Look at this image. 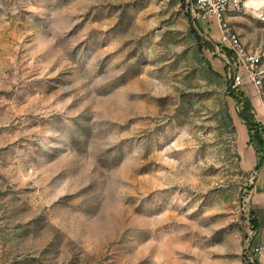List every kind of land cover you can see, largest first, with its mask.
I'll return each instance as SVG.
<instances>
[{
    "label": "rangeland",
    "instance_id": "obj_1",
    "mask_svg": "<svg viewBox=\"0 0 264 264\" xmlns=\"http://www.w3.org/2000/svg\"><path fill=\"white\" fill-rule=\"evenodd\" d=\"M249 1L228 26L264 71ZM192 4L0 0V264H264V72L233 88Z\"/></svg>",
    "mask_w": 264,
    "mask_h": 264
},
{
    "label": "built area",
    "instance_id": "obj_2",
    "mask_svg": "<svg viewBox=\"0 0 264 264\" xmlns=\"http://www.w3.org/2000/svg\"><path fill=\"white\" fill-rule=\"evenodd\" d=\"M242 0H193L191 12L202 20L213 19L217 22L221 34L219 43L226 46L234 55L240 71L246 72V77L237 74L232 86L236 88L247 82H251L256 88L261 86L263 70L260 69V56L256 52L248 51L239 36L233 33L224 19V15L233 10H238ZM258 251V249H257Z\"/></svg>",
    "mask_w": 264,
    "mask_h": 264
},
{
    "label": "crops",
    "instance_id": "obj_3",
    "mask_svg": "<svg viewBox=\"0 0 264 264\" xmlns=\"http://www.w3.org/2000/svg\"><path fill=\"white\" fill-rule=\"evenodd\" d=\"M228 12L225 14V21L229 23L228 20ZM206 21V20H204ZM206 23L209 24V28H214L215 30H219L218 24L215 22V20L211 19L209 21H206ZM238 111V109H237ZM243 119V118H242ZM251 146L244 150V159L248 162H252V165H254V173L256 175L255 182L253 183V187L251 189L252 194L255 195V201L261 206L264 207V158L261 157L260 152H256L253 149H251ZM258 167V168H257Z\"/></svg>",
    "mask_w": 264,
    "mask_h": 264
},
{
    "label": "trees",
    "instance_id": "obj_4",
    "mask_svg": "<svg viewBox=\"0 0 264 264\" xmlns=\"http://www.w3.org/2000/svg\"><path fill=\"white\" fill-rule=\"evenodd\" d=\"M233 96L235 95V92H231ZM241 101L239 104L242 106V109L244 112H240V116L243 118L244 121L249 126L250 129V140L251 141H257L258 144L261 146H264V140L260 136V132H258V125L256 124L255 120L253 119V116L251 115V104L249 101L245 100H239ZM258 168V167H257Z\"/></svg>",
    "mask_w": 264,
    "mask_h": 264
},
{
    "label": "bare ground",
    "instance_id": "obj_5",
    "mask_svg": "<svg viewBox=\"0 0 264 264\" xmlns=\"http://www.w3.org/2000/svg\"><path fill=\"white\" fill-rule=\"evenodd\" d=\"M262 2V0H250L247 5L251 6V7H257L258 5H260Z\"/></svg>",
    "mask_w": 264,
    "mask_h": 264
}]
</instances>
